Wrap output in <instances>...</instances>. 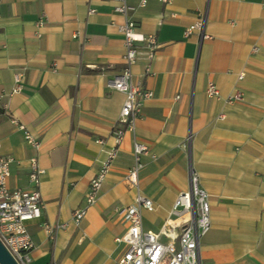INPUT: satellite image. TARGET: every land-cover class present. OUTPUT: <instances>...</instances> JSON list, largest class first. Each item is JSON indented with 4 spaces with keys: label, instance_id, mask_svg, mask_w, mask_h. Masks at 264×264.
<instances>
[{
    "label": "crops",
    "instance_id": "crops-1",
    "mask_svg": "<svg viewBox=\"0 0 264 264\" xmlns=\"http://www.w3.org/2000/svg\"><path fill=\"white\" fill-rule=\"evenodd\" d=\"M130 17L154 35L147 61L138 44L131 83L152 96L135 120V140L146 146L138 191L153 202L141 211L143 231L157 233L173 219L188 173L208 196L210 227L199 242L200 264H264V9L260 0H150ZM111 0H0V154L9 156L7 186L29 189V160L44 170L43 208L26 224L29 264H113L126 250L127 230L115 210L134 203L125 181L133 163L126 132L97 199L75 225L90 180L114 145L112 129L124 101L108 81L125 67L123 17ZM88 10H92L88 14ZM205 16L209 39L184 29ZM45 22L40 36L35 23ZM256 47V51H252ZM22 75L13 92L14 74ZM243 77L238 80V75ZM213 83L220 98L205 95ZM235 91L240 101L227 103ZM39 140L37 149L13 123ZM101 141V143H98ZM62 225L53 239L43 225ZM162 242L167 239L161 238Z\"/></svg>",
    "mask_w": 264,
    "mask_h": 264
},
{
    "label": "built area",
    "instance_id": "built-area-1",
    "mask_svg": "<svg viewBox=\"0 0 264 264\" xmlns=\"http://www.w3.org/2000/svg\"><path fill=\"white\" fill-rule=\"evenodd\" d=\"M116 2L114 12L123 17V22L117 25L118 32L123 36L125 51L123 61L125 67L108 81V87L124 94V101L119 116L112 129L114 145L104 151V159L96 175L90 180L84 196V204L71 213L72 222L77 225L83 218L88 207L97 199L102 182L109 172L118 146L126 132L133 135L132 159L133 163L125 175V181L130 188H135L137 193L134 203L127 207L117 208L115 212L121 220L127 224L126 233L116 239V242L126 244L124 253L113 261V264H200L199 242L210 227L209 205L207 193L198 185L197 175L190 169L188 173L189 190L179 193L171 207L170 215L173 219L165 220L157 233L143 231L141 227V211H152L153 202L138 191V171L142 168L141 158L148 155L145 145L137 142L134 137L135 120L140 113L141 104L149 99L152 93L148 90L140 91L131 83V66L135 63L138 55V44L144 49V57L147 61L145 74H150V61L157 49L154 35H143L138 32L130 17L135 7L129 5V0H111ZM136 7H144L150 0H133ZM168 5L171 0H155ZM260 7L264 9V0H260ZM93 12L88 10V14ZM44 18L41 17L36 23L34 35L40 36V30L44 26ZM205 16L200 17L191 25L187 26L183 35L189 37L197 33L200 44L209 36L204 31ZM252 51H256L253 47ZM243 74L238 75V80ZM15 84L13 92L21 89L22 75L14 74ZM208 98H220L217 87L209 82L205 89ZM242 98L239 91H235L225 98L227 103L240 101ZM12 123L23 133L27 144L37 149L39 140L22 125L12 120ZM101 143V141H98ZM13 159L0 154V242L17 264L30 263V250L33 247L32 240L27 232L26 224L38 219L43 208V201L39 193L40 178L44 170L39 167L36 160H29L28 181L29 189H9L7 178L9 166ZM62 225H43V230L51 239L57 229ZM167 239L162 242L161 238Z\"/></svg>",
    "mask_w": 264,
    "mask_h": 264
},
{
    "label": "water",
    "instance_id": "water-1",
    "mask_svg": "<svg viewBox=\"0 0 264 264\" xmlns=\"http://www.w3.org/2000/svg\"><path fill=\"white\" fill-rule=\"evenodd\" d=\"M0 264H17L0 242Z\"/></svg>",
    "mask_w": 264,
    "mask_h": 264
}]
</instances>
